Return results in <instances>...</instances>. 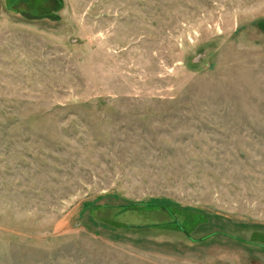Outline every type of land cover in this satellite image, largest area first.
I'll return each instance as SVG.
<instances>
[{
    "label": "rangeland",
    "instance_id": "1",
    "mask_svg": "<svg viewBox=\"0 0 264 264\" xmlns=\"http://www.w3.org/2000/svg\"><path fill=\"white\" fill-rule=\"evenodd\" d=\"M0 264H264V0H0Z\"/></svg>",
    "mask_w": 264,
    "mask_h": 264
}]
</instances>
